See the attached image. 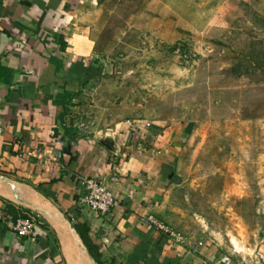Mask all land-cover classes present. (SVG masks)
I'll use <instances>...</instances> for the list:
<instances>
[{
    "label": "rangeland",
    "instance_id": "1",
    "mask_svg": "<svg viewBox=\"0 0 264 264\" xmlns=\"http://www.w3.org/2000/svg\"><path fill=\"white\" fill-rule=\"evenodd\" d=\"M63 19L90 70L69 122L176 127L175 243L264 264V0H91Z\"/></svg>",
    "mask_w": 264,
    "mask_h": 264
},
{
    "label": "crops",
    "instance_id": "2",
    "mask_svg": "<svg viewBox=\"0 0 264 264\" xmlns=\"http://www.w3.org/2000/svg\"><path fill=\"white\" fill-rule=\"evenodd\" d=\"M90 1L0 0V264H68L56 229L31 197L69 224L94 264L74 224L86 229L101 264H215L222 255L177 245L144 220L150 214L169 226L163 198L183 141L176 127L129 120L80 132L68 120L83 58L64 34L63 17ZM106 136L114 150L99 143ZM81 177L111 190L108 213L81 204ZM20 217L33 220L32 236L8 228Z\"/></svg>",
    "mask_w": 264,
    "mask_h": 264
},
{
    "label": "built area",
    "instance_id": "3",
    "mask_svg": "<svg viewBox=\"0 0 264 264\" xmlns=\"http://www.w3.org/2000/svg\"><path fill=\"white\" fill-rule=\"evenodd\" d=\"M77 181L84 191L81 204L89 212L93 214H106L113 208L115 204L113 194L98 178L81 177ZM144 220L151 228L163 234L168 240L176 241L175 232L165 223L150 214H147ZM7 226L18 237L33 235L34 222L31 219L20 217L14 222H7ZM229 262L230 257L222 255L215 264H228Z\"/></svg>",
    "mask_w": 264,
    "mask_h": 264
},
{
    "label": "bare ground",
    "instance_id": "4",
    "mask_svg": "<svg viewBox=\"0 0 264 264\" xmlns=\"http://www.w3.org/2000/svg\"><path fill=\"white\" fill-rule=\"evenodd\" d=\"M30 200V198H29ZM31 200L36 206H39L43 209L44 213L48 215L50 224L56 229L62 244L64 254L68 260V264H94L87 254L77 246V238L74 232L68 227L66 222L58 218L56 215H53V212L49 210L46 204L41 203L40 201H35L32 197ZM48 213V214H47Z\"/></svg>",
    "mask_w": 264,
    "mask_h": 264
},
{
    "label": "trees",
    "instance_id": "5",
    "mask_svg": "<svg viewBox=\"0 0 264 264\" xmlns=\"http://www.w3.org/2000/svg\"><path fill=\"white\" fill-rule=\"evenodd\" d=\"M89 69L85 66H82V71H81V75H82V86H84V84L87 81V77L90 75L89 74ZM26 216V215H24ZM15 220V219H14ZM74 229L76 230L77 234L79 235L83 245L85 246V248L87 249L90 257L94 260L95 263L97 264H101L99 256L96 253V249L95 247L91 244V242H89V238L87 236V231L85 228H83L81 225L78 224H74Z\"/></svg>",
    "mask_w": 264,
    "mask_h": 264
},
{
    "label": "water",
    "instance_id": "6",
    "mask_svg": "<svg viewBox=\"0 0 264 264\" xmlns=\"http://www.w3.org/2000/svg\"><path fill=\"white\" fill-rule=\"evenodd\" d=\"M99 143L102 144L105 148L109 149V150H114V146H113V142L112 140L106 136L102 139H99Z\"/></svg>",
    "mask_w": 264,
    "mask_h": 264
}]
</instances>
